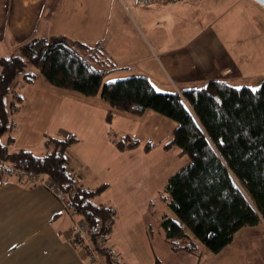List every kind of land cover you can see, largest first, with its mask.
<instances>
[{
    "label": "trees",
    "instance_id": "trees-1",
    "mask_svg": "<svg viewBox=\"0 0 264 264\" xmlns=\"http://www.w3.org/2000/svg\"><path fill=\"white\" fill-rule=\"evenodd\" d=\"M113 65L98 43H66L53 37L25 41L0 58V138L11 130L9 114L23 104L22 85L37 77L27 71L34 67L54 87L99 96L112 109L134 116L151 110L177 123L164 148L178 147L188 162L164 186L166 204L176 217L164 215L160 223L171 250L194 255L200 244L219 253L241 228L264 223V80L257 87H236L212 79L201 88L163 93L144 76L102 84ZM16 80L19 87L13 89ZM110 118L108 111L106 120ZM46 139L50 151L39 156L24 148L9 151L8 136L5 144L0 141V160L14 170L47 177L88 226L104 264H123L98 244L99 237L111 233L116 217L114 206L92 202L107 186L86 189L70 171L67 151L77 142L74 136ZM112 143L122 151L138 145L128 135L115 136ZM2 173L7 172L0 169ZM154 264H159L157 259Z\"/></svg>",
    "mask_w": 264,
    "mask_h": 264
},
{
    "label": "rangeland",
    "instance_id": "rangeland-1",
    "mask_svg": "<svg viewBox=\"0 0 264 264\" xmlns=\"http://www.w3.org/2000/svg\"><path fill=\"white\" fill-rule=\"evenodd\" d=\"M132 3L135 6H130ZM137 7L140 6L135 0H48L44 21L52 20L49 24L53 26L51 35L55 40L98 43L112 53L111 57L108 52L107 55L114 68L103 77L104 84L143 76L140 73L146 72L144 65H153L145 44L154 47V40L161 45L174 46L191 34H180L182 23L178 25L177 14H166L169 18L166 19L162 9ZM182 20L190 28L198 22L191 16L182 17ZM164 22H169L171 31L168 33ZM128 47L136 50L134 56L137 57H131ZM153 60L158 61L156 55ZM27 71L37 77L33 83L21 87L23 104L9 116L11 130L7 135L12 142L8 146L11 151L24 148L42 156L50 151V146L45 145L47 137L74 136L77 139L67 151L69 160L73 157L80 161L75 162L77 172L73 174L90 189L105 184L107 187L92 202L108 203L116 210L111 233L98 238V244L112 251L115 261L154 264L157 259L159 264H264L263 222L241 228L219 253H212L200 244L194 255L175 252L165 241L161 220L164 215L176 217L166 204L164 186L168 178L188 162L186 155L179 154L178 147L164 148L177 126L174 120L154 111L141 118L112 109L99 96L86 97L60 88H55L58 94L47 96L43 87L46 84L38 81L37 69L30 67ZM151 76L150 80L162 92L163 87L155 81L157 77ZM204 84L192 86L201 88ZM238 84V87L247 86L243 82ZM18 87L15 84L14 88ZM108 111H111L109 121L106 120ZM127 135L138 145L125 151L115 148L112 139ZM147 144L151 146L149 150H145ZM4 165L10 166L7 161L0 160V166ZM39 178L48 179L44 175ZM58 194L61 200L67 201L59 191ZM68 216L70 232L78 238L79 242H75L85 253L88 264H104V257L93 247L89 232L85 234L86 241L81 239L72 228V216ZM73 217L82 220L77 215Z\"/></svg>",
    "mask_w": 264,
    "mask_h": 264
},
{
    "label": "crops",
    "instance_id": "crops-1",
    "mask_svg": "<svg viewBox=\"0 0 264 264\" xmlns=\"http://www.w3.org/2000/svg\"><path fill=\"white\" fill-rule=\"evenodd\" d=\"M47 2L0 0V58L9 56L31 38L53 36V26L49 24L52 20L44 21ZM139 6L162 9L166 19H169L166 14H177L178 25L182 23L180 34L191 33L174 46L161 45L152 39L154 47L150 43L144 45L153 65H144L146 72L140 75L146 77L156 90L150 80L152 74L159 77L155 81L163 87V93L178 94L186 88H195L194 84H206L212 79L236 87L241 82L257 87L264 80V5L256 0H178ZM189 16L198 20L193 28L182 20ZM165 24L168 33L171 31L169 22ZM128 51L132 58L137 57L134 56L136 50L128 47ZM107 52L111 57L112 53ZM153 55L158 61L153 60ZM153 68L156 71L152 72ZM38 81L46 84L43 87L47 96L58 94L55 90L59 88L55 89L57 87L48 84L39 74ZM15 84L19 81L13 83V89ZM8 100L7 96L6 102ZM150 111L140 117L145 118ZM8 133L0 138L3 144ZM68 161L75 172V162L80 161L73 157ZM81 184L90 189L85 182ZM70 230L71 220L60 200L44 185L15 172L0 175V264H88Z\"/></svg>",
    "mask_w": 264,
    "mask_h": 264
},
{
    "label": "built area",
    "instance_id": "built-area-1",
    "mask_svg": "<svg viewBox=\"0 0 264 264\" xmlns=\"http://www.w3.org/2000/svg\"><path fill=\"white\" fill-rule=\"evenodd\" d=\"M173 1H178V0H135L136 4L138 5H149L152 3H166V2H173ZM2 169H5V171L7 173H11V172H15L18 176L20 177H28L31 179H39V181H37L38 183L44 185L53 195H55L61 202L62 204V208L64 209V211L69 215L72 216L73 219V226L72 228L74 229V232L76 234H78L80 236L81 239H83L84 241H86V236L85 234L88 233V226L86 225V223L84 221H79L76 220L73 216H76V214L71 210L70 205L68 203V201H63L61 200V197L58 194V191L52 186V184L50 183L49 180H41L39 177V174L36 173H26L22 170H14L11 166H7L4 165L2 166Z\"/></svg>",
    "mask_w": 264,
    "mask_h": 264
},
{
    "label": "water",
    "instance_id": "water-1",
    "mask_svg": "<svg viewBox=\"0 0 264 264\" xmlns=\"http://www.w3.org/2000/svg\"><path fill=\"white\" fill-rule=\"evenodd\" d=\"M257 2H259L260 4L264 5V0H256Z\"/></svg>",
    "mask_w": 264,
    "mask_h": 264
}]
</instances>
